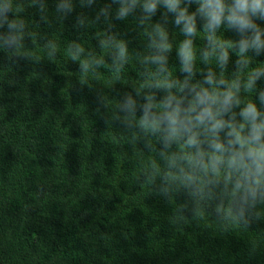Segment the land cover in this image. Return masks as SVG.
<instances>
[{
  "label": "trees",
  "instance_id": "trees-1",
  "mask_svg": "<svg viewBox=\"0 0 264 264\" xmlns=\"http://www.w3.org/2000/svg\"><path fill=\"white\" fill-rule=\"evenodd\" d=\"M18 2L27 24L25 47L18 53L0 48V264H264V212L248 229L234 225L221 232L211 209L209 217L195 219L186 212L187 222L177 226L169 220L186 201L184 193L170 202L137 181L149 158L159 161L145 144L154 149L159 144L126 130L115 119L116 106L123 93L136 98V90L145 91L140 58L152 53L149 25L163 23L165 9L158 6L151 21L138 26L139 7L118 20L119 5L112 0H84L83 6L70 0L73 10L66 14L57 5L68 0ZM106 5L107 18L101 12ZM174 17L168 14L165 27L175 47L185 37ZM256 22L264 27V21ZM202 25L198 17L197 51L204 45ZM106 35L126 41L129 49L119 80L107 49L99 45ZM217 36L240 39L223 25ZM49 40L57 45L55 58L44 48ZM72 42L104 56L98 75L80 73V61L73 63L67 51ZM235 51L229 52V78ZM247 55L252 66L264 65V51ZM169 65L182 79L175 50ZM197 67H204L199 59ZM241 98L260 107L255 94L241 92Z\"/></svg>",
  "mask_w": 264,
  "mask_h": 264
},
{
  "label": "clouds",
  "instance_id": "clouds-1",
  "mask_svg": "<svg viewBox=\"0 0 264 264\" xmlns=\"http://www.w3.org/2000/svg\"><path fill=\"white\" fill-rule=\"evenodd\" d=\"M83 3L81 0L82 6ZM112 3L119 5L115 12L118 20L128 19L139 7L142 16L138 26L151 21L158 6L165 9L161 14L163 23L149 25L148 48L152 53L140 58L144 66L140 87L145 91L136 90V98L130 92L123 93L116 106L115 119L126 130L155 138L159 144L158 149L145 144L156 151L159 161L149 158L137 177L140 186H150L170 202L177 193H184L187 199L175 206L170 224L186 223V212H191L193 219L209 217L207 210L211 209L221 232H229L234 225L248 229L264 212V88L257 90V82L264 76V65L252 66L253 59L247 55L251 51L259 57L264 51V27L256 22L264 21V0H112ZM31 4L34 6L36 0H31ZM193 4L197 7L189 13ZM109 8L106 5L101 9L106 18ZM40 9L44 10L43 4ZM72 10L70 0L57 5L62 14ZM22 11L18 0H0V30L6 29L0 31V48L12 53L25 47L27 24ZM169 13L175 14L173 23L182 25L180 32L185 37L175 47L165 27ZM198 17L203 21L204 45L197 51L194 40ZM83 23V17L78 19V24ZM222 25L235 31L239 41L217 36ZM99 45L107 49L110 70L119 80L130 59L126 41L106 35ZM44 48L49 57L55 58V43L49 40ZM173 50L182 79L173 75L169 65ZM230 50H236L237 58L235 71L229 78ZM67 51L73 63L80 61L81 74L98 75L97 70L105 65L104 56L86 52L79 43H69ZM198 59L203 68L197 67ZM197 75L202 79H197ZM241 92L255 94L260 107L252 101L242 102Z\"/></svg>",
  "mask_w": 264,
  "mask_h": 264
}]
</instances>
